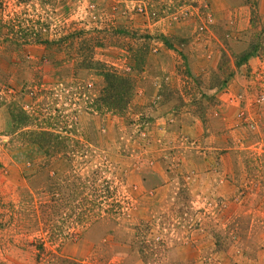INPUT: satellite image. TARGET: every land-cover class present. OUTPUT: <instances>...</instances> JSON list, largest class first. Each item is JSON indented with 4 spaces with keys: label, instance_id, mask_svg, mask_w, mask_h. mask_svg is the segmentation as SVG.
<instances>
[{
    "label": "rangeland",
    "instance_id": "rangeland-1",
    "mask_svg": "<svg viewBox=\"0 0 264 264\" xmlns=\"http://www.w3.org/2000/svg\"><path fill=\"white\" fill-rule=\"evenodd\" d=\"M0 264H264V0H0Z\"/></svg>",
    "mask_w": 264,
    "mask_h": 264
},
{
    "label": "trees",
    "instance_id": "trees-1",
    "mask_svg": "<svg viewBox=\"0 0 264 264\" xmlns=\"http://www.w3.org/2000/svg\"><path fill=\"white\" fill-rule=\"evenodd\" d=\"M250 15L253 18L256 17L254 12H251ZM24 36H22L23 38H21L24 39L22 40L23 44L24 42L28 43L31 41H38L36 36L35 38L30 37L28 34H24ZM253 52V49L246 52L242 56L243 61H245L246 58ZM98 75L102 78L105 86L102 90V97L99 99L100 107H103L104 109L112 112L123 111L124 107H126L132 96V92L134 91L132 82L126 77H123L117 74L114 70L110 69H102L101 72L98 73ZM227 77H229V75Z\"/></svg>",
    "mask_w": 264,
    "mask_h": 264
}]
</instances>
